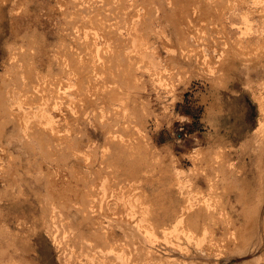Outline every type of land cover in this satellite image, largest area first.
Returning <instances> with one entry per match:
<instances>
[{
	"label": "rangeland",
	"instance_id": "1",
	"mask_svg": "<svg viewBox=\"0 0 264 264\" xmlns=\"http://www.w3.org/2000/svg\"><path fill=\"white\" fill-rule=\"evenodd\" d=\"M124 1L126 5L120 13ZM74 8L121 21L126 27L132 26L137 13L145 16L152 12L149 24L146 20L142 24L148 27L143 45H149L143 55L153 74L147 68L137 69L139 86L127 88L126 102L121 95L110 97L102 93L104 81L97 75L98 65H87L88 70L77 65V52L85 43L78 38L77 26L85 24L84 30L95 27L101 33L102 29L92 21L75 18L77 14L70 16ZM246 11L241 0H0V264H19L24 259L33 264H65L72 259L73 241L63 232L56 241L48 230L52 218L57 220V212L63 216L65 211L63 220L71 229L82 227L80 230L86 234L93 233L92 225L82 224L76 212L72 191L75 168L85 172L88 184L102 185L106 179L113 186L107 190V194L111 193L108 199L116 198L112 194L115 190L126 200L134 195L150 200V207L163 210L162 218L174 215L179 207L176 182L184 175L210 201L217 195L224 200L231 196L232 192L225 190V176H231L232 171L239 181L247 179L251 191L257 190L255 151L264 140V113L256 97L264 96V65H244L240 50H230L244 40L242 17ZM254 14L252 19L258 27L261 19ZM104 39L100 37L99 41L105 43ZM32 47L33 60L25 64L30 66L31 75L23 76L11 57ZM232 61L234 65L230 64ZM46 78H57L58 87L64 81L72 85L68 94L58 96L60 108L51 107L50 111L55 114V133L79 141L81 149L91 155L84 164L73 155L64 157L63 146H57L55 141L50 148L39 134L31 132L25 138L20 126L23 117L13 115L18 103L22 106L25 101L29 104L21 109L30 112L32 120L39 117L35 112L46 104L39 99L24 100L20 93L24 87L37 86ZM88 82L101 96L86 93ZM136 98L147 108L141 116L145 124L141 132L148 135L141 147L122 116L125 113L130 120L138 113ZM40 130L43 136L53 138V133ZM132 147L137 149L133 157L142 158L140 154L144 153L148 164L142 171L137 164H126ZM118 156L122 164L116 161ZM210 160L214 162L210 164ZM212 164L226 172L218 188H210L206 179L209 173L216 174L215 170L211 173ZM52 177L60 184L49 195ZM67 193H72V201ZM133 214L131 221L136 232L140 226L144 229L145 216L137 208ZM169 223L166 232L173 231L169 238L160 227L155 229L151 244H145L138 233L130 232L137 241L134 247L145 248L146 255L148 247H153L166 264H264V204L256 234L247 239L246 253L228 260L223 255L224 258L193 256L196 253L191 249L192 256L177 253L179 244L187 241ZM117 232L121 234L119 228ZM176 232L180 234L176 236Z\"/></svg>",
	"mask_w": 264,
	"mask_h": 264
},
{
	"label": "bare ground",
	"instance_id": "2",
	"mask_svg": "<svg viewBox=\"0 0 264 264\" xmlns=\"http://www.w3.org/2000/svg\"><path fill=\"white\" fill-rule=\"evenodd\" d=\"M241 2L242 7L247 10L242 17L245 26L244 40L236 42L235 47L230 50L231 52L233 49L240 50V57L242 56L244 65H264V0H241ZM100 3L111 4L112 2ZM125 5L126 2L124 1L119 9L120 13ZM230 6L234 7L235 4L231 2ZM253 13H255V16H258V19H261L258 27H255L256 22L254 23L252 19ZM71 14H77L75 18L79 20L92 21L95 24H99L103 33L102 34L98 30L96 31L95 27H93L92 31H86L84 30V27H87L85 24L77 26L78 38L81 42H85L81 44L82 47L80 48L82 49L77 52V65H84L85 70L90 69V66L87 65H98L96 67L98 71L97 75L104 81L102 93L108 94L110 97L121 95L120 98H122L123 101L126 99L128 100L129 91L127 88L134 89L139 86L140 79L136 76L137 69L147 68L146 70L151 71V74H153L152 70L149 68L150 62L146 60L145 55H143V52L149 48V45H143L147 32L146 28L148 27H144L142 24L145 20L147 25L149 24L152 18V12H146L145 16L140 12L137 13L136 16H138V18L134 20L130 27H126L125 23H121V21L114 22L112 18L103 17L99 14L96 16L93 14L88 15L80 8H74L70 11V16ZM148 15L150 16L148 17ZM84 23L87 24V22ZM103 36L105 37L103 40L105 43L99 41V38ZM102 44H105V46L101 47ZM32 50L33 47L24 50L23 54L18 57H11V59L17 63L18 69L22 71L23 76L31 75L30 66L25 64L29 61L32 62ZM234 63L235 62L232 61L230 64L234 65ZM68 65H72V63H68ZM6 75L7 73H5L4 77H6ZM56 79L57 78H46L44 82H41L37 86L30 84V86L24 87L25 91H22L23 94L18 91V93L24 97V100L28 98L39 99L43 104H46V106L38 107L35 112L40 118L38 117L32 120L31 113L27 112L26 109H24L26 112L21 109L25 103L29 104L25 101L22 106L20 102L18 103V109L15 110L16 113H13V115L23 117L24 120L20 122V126L22 127L21 131L25 138H28L26 136H29L31 132H33L34 135L39 134V137L41 136L47 142V145L49 144L50 148L55 146V141L57 146H63L62 154L64 157L73 155V157L78 158L80 162L84 164L90 161L91 155L81 149V143H79V141H72L73 138L62 136L58 134V132L55 133V126L53 125L55 114L53 112V115L50 109L51 107L60 108L61 102L58 96L62 93L68 94L67 89L72 87L68 81H64L62 87H58V80ZM81 84L79 90L82 92ZM62 89L66 90L61 92ZM86 93L88 95L95 94L97 96L100 94L101 96V93L95 90L91 82H88ZM138 98L135 99L138 113L130 120L126 119L125 113H122V116L124 117L125 125L131 127L132 134L139 140L138 145L141 147L145 144V139L148 135L144 132V134H142L141 132V128L145 125L141 116L147 113V108L146 103H141L142 101L139 102ZM256 99L259 102L261 111L264 113V96H257ZM46 101L49 102L46 103ZM10 106H12V104L9 105V107ZM6 108V105H4L3 109ZM71 109H73V106H71ZM3 116H5V112ZM40 128L53 133V138L43 136V132ZM144 129L145 128H143V130ZM111 133L114 132H110L109 134ZM34 137L39 138L38 136ZM113 139H117V136L113 135ZM130 144H132V142ZM135 145L136 144H133V146ZM135 147L137 148V145ZM247 147L248 146H245L246 149ZM133 148L134 147L130 148V159L126 164H137L140 166L139 170L142 171L148 163L145 162L143 152L140 154L142 158L138 159L133 157L137 150ZM148 153L149 152H147V154ZM255 154L257 155V162L255 165L257 169V181H259L257 184L253 182L256 184L255 186H257L256 191H251L252 188L250 189L251 185L247 183V179L239 181L234 173L235 171H232L231 176H228L221 167H214L213 165L215 164H212L209 165L211 173L213 172L212 170H215L216 174L214 175L213 173L211 176L209 173L207 175L208 178L206 179L208 180L210 188H218L221 177L226 175L225 183L227 187L228 185L229 187H225V190L232 192L231 196L228 197L227 200H224L218 198L217 195L210 201L201 188H199L195 182H192L188 175H184L183 178L179 177L180 179L176 182L180 190L179 207L177 205V208L173 211L174 215L167 216V218L161 217L164 213L163 210L156 209V207L153 208L152 206L150 207V200H141L142 198L140 197L139 200L135 195L126 200L125 196L118 194V192H115L113 189L114 192L112 194L116 195V198L108 199L111 193L107 194V190H109V188L112 190L113 186L108 184L106 179L103 181L102 185L95 186L90 182L88 184L84 175L85 172H82L80 168H75L73 172H76L77 175L74 176L72 191H74L75 194L76 212H78L82 218L81 223L91 224L94 231L89 235L83 230H80L82 227L77 230L71 229L72 227L66 224L67 221L63 220V218H66L65 211L63 212V216L59 215L57 212L55 215L57 220L52 218V226L51 228L49 227L48 230L54 240L63 232L66 237L68 236L69 239L73 241V258L67 261L68 264H73V262L78 261L80 264H89L88 262H91V264H166V262L158 257L157 251L153 249V247L148 245V255L143 253L145 248L140 249L134 247V244L137 243L136 240H133L136 226L132 224L131 218L134 215V208H137L145 216L142 219L145 224L143 226L144 229L138 226L140 231L136 233L144 238L145 244H147V242L151 244V238L156 235L155 229L160 227H163L165 237L169 238V235L173 233V231L166 232L168 229L167 222L169 223L170 220L169 224L172 222L176 226L174 230L182 232L187 241V243L184 242L179 244V249L176 250L177 253L183 256H192V254H190V249L196 253V255L193 256H204V258L225 256L228 260L234 256L243 255L246 253L247 239L256 234V229L262 219L264 204V140L261 143V148H258ZM115 159L116 161L119 160L122 164L120 156ZM147 159L146 157V160ZM211 161L214 162V160H210V164L212 163ZM49 181L51 186L48 192L49 195H53L55 192L54 189H56V185L60 184V181H57L54 177L50 178ZM99 188H102V191H100ZM58 192L62 195L60 191ZM69 194L72 193H67L68 198L72 201V197L69 196ZM58 202L62 201L60 200ZM164 216L166 215L164 214ZM58 221H60V223H58ZM68 221L71 224L69 218ZM106 222L108 223L104 224ZM117 228L121 230V234H117ZM176 233H178L176 236L180 234L179 232ZM14 241L13 243L15 244ZM166 243L171 244L172 242L167 240ZM56 244L58 243L56 242ZM233 246L235 247L233 248ZM19 264L33 263L24 259L19 262ZM168 264L183 263H174L173 261V263L168 262ZM187 264H193V262Z\"/></svg>",
	"mask_w": 264,
	"mask_h": 264
}]
</instances>
